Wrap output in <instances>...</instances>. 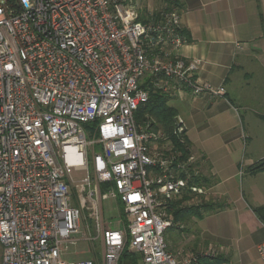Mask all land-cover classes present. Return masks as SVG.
<instances>
[{
    "label": "built area",
    "instance_id": "obj_1",
    "mask_svg": "<svg viewBox=\"0 0 264 264\" xmlns=\"http://www.w3.org/2000/svg\"><path fill=\"white\" fill-rule=\"evenodd\" d=\"M186 42L173 7L140 19L131 0H0V264H122L126 249L135 264H194L164 232L171 201L207 187L135 118L151 85L224 93L193 77L199 60L176 53ZM109 196L124 226L103 227ZM99 236L100 261L63 259ZM256 252L264 264V240Z\"/></svg>",
    "mask_w": 264,
    "mask_h": 264
},
{
    "label": "crops",
    "instance_id": "obj_2",
    "mask_svg": "<svg viewBox=\"0 0 264 264\" xmlns=\"http://www.w3.org/2000/svg\"><path fill=\"white\" fill-rule=\"evenodd\" d=\"M172 7L187 36L176 53L198 59L193 77L225 91L178 94L169 81L167 91L150 86L168 92L192 170L207 187L202 199L213 204L200 214L178 215L164 232L167 250L180 260L199 254L197 262L207 263L211 257L203 251L214 250L224 258L219 264H262L256 246L264 223L253 210L264 205V169L249 173L247 167L264 158V0H163L160 8Z\"/></svg>",
    "mask_w": 264,
    "mask_h": 264
},
{
    "label": "rangeland",
    "instance_id": "obj_3",
    "mask_svg": "<svg viewBox=\"0 0 264 264\" xmlns=\"http://www.w3.org/2000/svg\"><path fill=\"white\" fill-rule=\"evenodd\" d=\"M133 3L137 7V12H138L139 17L145 16V15L149 16V15H152L156 12L161 11V10L167 9V8H160L162 3H163V0H135ZM156 10H158V11H156ZM166 94H168V92ZM150 119L151 118H148V117L144 118L143 123L149 124V126H150L151 125ZM176 121L177 120L175 119V123H176ZM166 141L167 140H163V141L161 140L160 146H161V144H164ZM245 176L246 175H243L242 178H239L240 180H243V183H242L243 185H246L249 183V181H245L247 178ZM257 182H259V180L254 179L253 183H257ZM242 189H244V188L242 187ZM202 198H204V196L193 195V194H191V195L190 194H183L181 196L175 197L173 199V201H171L172 210L170 209L171 210L170 218L173 222L172 225H174L175 220L177 219L176 215L180 210H184L187 214H189V213L193 214V212L195 211V208L198 207V205H201V203L203 204V202H206ZM208 202H210V201H208ZM182 213L183 212L179 213L178 215H180ZM168 214H170V211L168 212ZM101 216H102V225L104 228L115 229V228H119L121 226H124L126 224V217L124 214L122 204L118 200H116V198L111 197V196H109L107 199L103 200L102 209H101ZM91 234H92V236H95V232L92 230H91ZM85 250L89 251L88 255L83 254V252ZM126 250H128L130 253L134 254L130 249H126ZM68 252H70V253L66 254L63 257V259L73 260L75 258H85V257L91 256L95 259V261L98 262V261H100L101 256L103 254L102 240L99 236V237H95L93 240L88 242V244H86L85 242H80L75 247L71 248ZM203 252H204V255L206 252H208L209 257H211V258H214V257L218 258V254L215 255L214 253H216V251H214V250H208V251L204 250ZM80 253H81V255H79ZM190 257H192L194 259V263L197 264V259H198V257L200 258V255L197 254L196 256H194L193 254H191ZM218 259H220V258H218ZM220 260L222 263L224 258H222Z\"/></svg>",
    "mask_w": 264,
    "mask_h": 264
},
{
    "label": "trees",
    "instance_id": "obj_4",
    "mask_svg": "<svg viewBox=\"0 0 264 264\" xmlns=\"http://www.w3.org/2000/svg\"><path fill=\"white\" fill-rule=\"evenodd\" d=\"M143 16L140 17L142 19ZM168 94L162 93L160 91L151 90L149 93V98L147 102L141 104L136 112L135 118L138 122H143L144 118H151L150 129L154 131H161L164 138L161 140H167L171 143V150L175 153H180L182 158H186L189 153V147L187 139L184 135V130L182 132H176V110L167 104ZM160 140V141H161ZM264 169V158L259 159L255 163L247 167L249 173H255ZM197 183H203L204 181L195 177L194 179ZM213 208L210 202H203L201 205L195 208L193 213L200 214L201 211H208ZM256 217L264 223V205L256 207L254 210ZM186 213L184 210H180L179 213ZM192 212V211H191ZM136 254L130 253L128 250H124L121 254L120 261L122 264H135ZM209 261L207 263H202V259L197 262V264H219L221 260L216 258H206Z\"/></svg>",
    "mask_w": 264,
    "mask_h": 264
},
{
    "label": "water",
    "instance_id": "obj_5",
    "mask_svg": "<svg viewBox=\"0 0 264 264\" xmlns=\"http://www.w3.org/2000/svg\"><path fill=\"white\" fill-rule=\"evenodd\" d=\"M132 2H134L135 0H131Z\"/></svg>",
    "mask_w": 264,
    "mask_h": 264
}]
</instances>
